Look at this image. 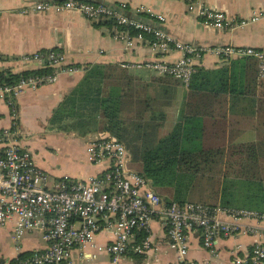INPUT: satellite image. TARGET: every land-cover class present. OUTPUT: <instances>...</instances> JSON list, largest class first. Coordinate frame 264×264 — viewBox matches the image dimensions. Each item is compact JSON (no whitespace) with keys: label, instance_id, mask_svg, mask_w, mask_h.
<instances>
[{"label":"built area","instance_id":"built-area-1","mask_svg":"<svg viewBox=\"0 0 264 264\" xmlns=\"http://www.w3.org/2000/svg\"><path fill=\"white\" fill-rule=\"evenodd\" d=\"M167 1L184 3L203 25L217 30H233L262 17L260 12L239 19L211 8L203 0ZM36 12L78 13L93 24L111 25L113 37L129 48L144 43L157 55L180 52L182 57L175 62L158 58L132 66L125 64L123 68L134 67L171 77L187 89L207 54L225 61L252 58L258 63L259 79L264 80L263 51L253 47L211 48L183 43L162 28L167 17L146 6L131 10L127 3L111 7L81 0H49L21 11ZM19 62L35 65L37 70L52 69V73L21 77L16 83H0V100L10 106L14 120L11 127L0 131V227L13 225L16 242L36 233L47 244L45 249L31 252L18 264H70L75 251L80 252L83 260L105 251L112 264H123L130 252L145 255L152 249L148 235L155 218L163 222L169 246L180 264H210L189 259L193 233L199 234L202 246L214 256L220 240L251 237L254 242L250 249L244 250L239 245L231 250L232 264H264V213L221 204L165 201L131 167L127 145L110 135L97 133L87 137L88 160L101 168L87 180L70 177L56 180L41 169L33 152L21 143L23 132L18 124L17 99L28 91L57 83L62 74L85 73L88 66L69 64L65 54L55 50L23 55ZM102 232L113 235L112 244L96 245V237Z\"/></svg>","mask_w":264,"mask_h":264},{"label":"crops","instance_id":"crops-1","mask_svg":"<svg viewBox=\"0 0 264 264\" xmlns=\"http://www.w3.org/2000/svg\"><path fill=\"white\" fill-rule=\"evenodd\" d=\"M43 1L49 0H0V72L20 75L25 71L37 70L35 65H25L19 62V59L23 55L50 50L64 53L69 64L115 66L118 72L127 76L126 89L133 92V99H128L130 104L134 105L130 110L131 115L136 112V108H140L143 122L147 118L151 120L149 125L157 139L170 134L180 117L187 111L189 89L174 78L160 77L153 72L134 67L123 68V65L132 66L158 58L175 62L182 54L174 51L166 56L157 55L144 43L129 48L126 43L113 37L111 25L93 24L78 13H21L24 8ZM81 1L104 3L111 7L127 3L131 10L142 6L151 8L167 17V22L162 28L183 43L211 48L253 47L264 52V0H203L211 8L239 19L262 13L259 21L227 31L203 25L189 13L187 6L182 2ZM141 18L151 22L147 16ZM254 61L257 71L250 69L248 78L240 76L237 80V91L223 94L221 98L207 96L205 103L198 100V104H194L196 105L194 109L203 120L205 128L201 141L206 146H213L212 148L223 147L224 153L220 156H246L245 153L236 150L237 147L245 145L255 146V156H264V82L259 79L258 63ZM200 66L208 72L231 68L230 61L222 60L214 54L205 55ZM238 73L240 75L244 73V68H239ZM84 75L85 73L62 74L57 83L28 91L17 99L18 124L23 132L21 143L33 152L37 165L56 180L64 177L87 180L101 170L100 167L91 164L87 157V137L97 133L84 138L73 133L75 137L69 135L72 132L57 131L50 125L54 111L75 89ZM13 122L10 106L0 100V131L11 127ZM161 129H165V133H160ZM40 134L51 137L61 135L58 138V141H62L61 144L74 142L72 147H79L86 164L82 176L60 174L44 156L40 157L38 151L47 146V141L36 138ZM56 142L53 145H57ZM79 144L81 146H78ZM56 151H60V146ZM148 236L152 249L145 255L130 252L123 259V264H180L176 252L169 246L165 226L159 218L152 221ZM112 241V234L102 232L97 235L95 243L98 247H106L112 244ZM253 242L254 239L247 236L222 239L214 256L202 246L199 234L193 233L190 235L189 259L201 263L232 264L231 250L239 245L244 250L250 249ZM46 246L41 234H30L21 242H16L13 239V225L0 227V264H11L20 254L43 250ZM135 255L143 257L137 259ZM70 264H112V260L105 251L97 252L95 258L90 260H83L80 252L75 251Z\"/></svg>","mask_w":264,"mask_h":264},{"label":"trees","instance_id":"trees-1","mask_svg":"<svg viewBox=\"0 0 264 264\" xmlns=\"http://www.w3.org/2000/svg\"><path fill=\"white\" fill-rule=\"evenodd\" d=\"M136 33L133 31V34ZM229 61L230 70L208 72L201 66L197 68L189 87L187 111L166 137L157 139L153 130L130 136L129 125L123 114L134 107L128 100L133 99V92L126 89L127 76L111 65H87L83 79L54 111L50 125L57 131L72 132L80 137L105 133L123 141L131 154V167L135 169V162L138 166L135 170L150 182L165 201H177L180 204L190 202L205 171L213 169L225 157L220 156L224 153L223 147L212 148L202 143L204 123L198 117L194 104H198V100L205 103L207 96L221 98L223 94L234 93L240 76L248 78L250 69L257 71L252 58ZM242 67L244 73L240 75L238 69ZM46 73H52V69L30 70L20 75L3 71L0 72V83H16L21 77ZM139 109L136 108L135 117L141 122L143 115L142 109ZM134 127L141 132L146 128L142 122L134 123ZM254 149L252 145L236 148L246 155L237 159L240 179L232 182V187H226L223 192H216L213 204L264 213V156H255ZM219 196H222L220 200ZM30 253L20 254L11 264H18ZM135 256L137 259L143 257Z\"/></svg>","mask_w":264,"mask_h":264},{"label":"rangeland","instance_id":"rangeland-1","mask_svg":"<svg viewBox=\"0 0 264 264\" xmlns=\"http://www.w3.org/2000/svg\"><path fill=\"white\" fill-rule=\"evenodd\" d=\"M135 116L136 113H133V115H131L130 110L125 111L123 114L124 120H126L128 122L127 124L129 125V132H131L130 136H138L143 132L150 133L152 131L149 125V123H151V120L147 118L143 122L144 119H142L141 122L146 126V128H144L141 132L134 127V123H141L140 120H138ZM165 131V129H161L160 133H165ZM69 135L75 136L73 135V133ZM60 136L51 137L45 136L43 134L36 136L37 139L47 141L46 148L38 151L40 157L44 156L45 160L51 163L52 168L60 174L82 176V173L84 172L83 167L86 164L84 162V156L81 155V150H79V147H72L74 142L73 144L72 142H64L61 144L62 141H58V138H60ZM54 142L58 144L53 145ZM58 146H60L59 152L56 151V148ZM78 146L81 145L79 144ZM240 157L241 156H225L213 169L205 171V175L199 179L196 185L190 202L215 205L213 204V202L216 199V192H223L226 187H232V182H237V180L240 179V177H238V170L240 166L238 164L239 161H237V159L239 160ZM262 164L264 167V162ZM133 167L135 169H138V166L135 162ZM234 188L236 189L237 185L234 186ZM221 198L222 196H219L218 200H220ZM10 247L11 246L9 245V248Z\"/></svg>","mask_w":264,"mask_h":264}]
</instances>
